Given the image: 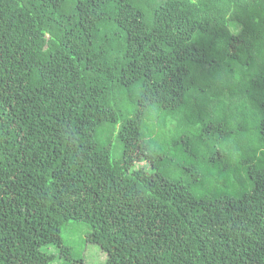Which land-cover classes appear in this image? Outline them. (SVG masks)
<instances>
[{"label": "trees", "instance_id": "16d2710c", "mask_svg": "<svg viewBox=\"0 0 264 264\" xmlns=\"http://www.w3.org/2000/svg\"><path fill=\"white\" fill-rule=\"evenodd\" d=\"M71 222L102 264H264V0H0V264Z\"/></svg>", "mask_w": 264, "mask_h": 264}, {"label": "rangeland", "instance_id": "374dc122", "mask_svg": "<svg viewBox=\"0 0 264 264\" xmlns=\"http://www.w3.org/2000/svg\"><path fill=\"white\" fill-rule=\"evenodd\" d=\"M231 27V25H230ZM235 31V28H231ZM110 148L112 157L118 159L121 156V144L115 137H110ZM142 163H139L141 165ZM90 228L83 222H71L63 227L61 231V237L63 246L69 249V253H65V256L60 254L59 249L54 246H48L47 251H51L55 255V259L51 264H102L106 260V253L95 244H89L86 242V234ZM69 258L72 261L67 260ZM74 259L76 263L74 262Z\"/></svg>", "mask_w": 264, "mask_h": 264}]
</instances>
